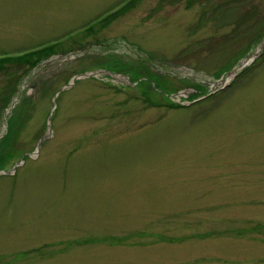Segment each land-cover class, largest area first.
<instances>
[{
  "label": "rangeland",
  "instance_id": "374dc122",
  "mask_svg": "<svg viewBox=\"0 0 264 264\" xmlns=\"http://www.w3.org/2000/svg\"><path fill=\"white\" fill-rule=\"evenodd\" d=\"M263 42L264 0H0V264H264Z\"/></svg>",
  "mask_w": 264,
  "mask_h": 264
},
{
  "label": "trees",
  "instance_id": "16d2710c",
  "mask_svg": "<svg viewBox=\"0 0 264 264\" xmlns=\"http://www.w3.org/2000/svg\"><path fill=\"white\" fill-rule=\"evenodd\" d=\"M235 34H238V32L237 31H235ZM240 37V36H239ZM49 57V55L47 56V57H42V56H36V57H33V58H28L27 60H24V61H15L14 62V64H10L9 66L7 65V66H5V68H3L4 69V71L7 73V71L8 70H12V68L13 67H15V66H22L23 65V63H25V64H28L29 66H36V64L38 63V62H40V60H43V59H46V58H48ZM51 57V56H50ZM17 70H15L14 71V73L16 72ZM14 73H13V76H14ZM21 77V76H20ZM20 80V78L17 80V83L15 84V87H14V89L12 90V92L10 93V95H9V97H8V100L6 101V104H3V107L2 108H6V107H8V102L10 101V99L12 98V96H14L15 95V93H16V91H17V88H18V86H17V84H18V81ZM15 81H16V79H15ZM196 92H195V94L193 95V96H198V95H200L199 94V91H202L203 92V90H205L204 88H202V87H200V86H197L196 87Z\"/></svg>",
  "mask_w": 264,
  "mask_h": 264
},
{
  "label": "water",
  "instance_id": "95a60500",
  "mask_svg": "<svg viewBox=\"0 0 264 264\" xmlns=\"http://www.w3.org/2000/svg\"><path fill=\"white\" fill-rule=\"evenodd\" d=\"M261 50L262 49H264V42L262 43V45H261V48H260ZM260 50V51H261ZM259 56V52H257L255 55H253V56H249L245 61H244V63L242 64V65H240V67L239 68H237L236 70H235V72L236 71H238V70H241L242 68H244L245 66H247V65H249L251 62H253L254 61V59L256 58V57H258ZM234 73V72H233ZM231 75H233V74H231ZM50 132H52V129L50 128V130H49ZM48 131V132H49ZM44 140V139H43ZM41 141V143L42 142H44V141ZM41 143H40V146H41Z\"/></svg>",
  "mask_w": 264,
  "mask_h": 264
},
{
  "label": "bare ground",
  "instance_id": "6f19581e",
  "mask_svg": "<svg viewBox=\"0 0 264 264\" xmlns=\"http://www.w3.org/2000/svg\"><path fill=\"white\" fill-rule=\"evenodd\" d=\"M230 80V78H228V80H227V82L226 83H228V81Z\"/></svg>",
  "mask_w": 264,
  "mask_h": 264
}]
</instances>
